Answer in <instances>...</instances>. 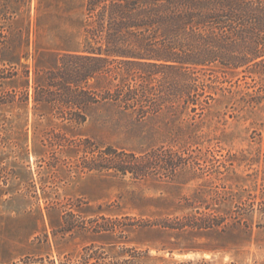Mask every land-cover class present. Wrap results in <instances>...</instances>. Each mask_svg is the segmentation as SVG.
<instances>
[{
  "label": "rangeland",
  "instance_id": "obj_1",
  "mask_svg": "<svg viewBox=\"0 0 264 264\" xmlns=\"http://www.w3.org/2000/svg\"><path fill=\"white\" fill-rule=\"evenodd\" d=\"M84 4L0 0V68L16 71L0 74V264H264V71L215 66L195 103L145 119L101 103L71 122L35 100L34 68L62 30L80 40ZM108 146L157 156L137 178L105 168ZM201 215L218 224L160 226Z\"/></svg>",
  "mask_w": 264,
  "mask_h": 264
},
{
  "label": "trees",
  "instance_id": "obj_2",
  "mask_svg": "<svg viewBox=\"0 0 264 264\" xmlns=\"http://www.w3.org/2000/svg\"><path fill=\"white\" fill-rule=\"evenodd\" d=\"M84 7V17L73 20L80 40L62 30L53 62L34 68L35 100L56 106L71 122L84 123L88 108L101 103L137 119L177 108L181 100L195 103L199 73L215 66L264 71V0H85ZM11 70L0 68V74L12 77ZM156 152L140 157L108 146L102 162L140 178L150 172ZM218 221L185 216L160 226L211 227Z\"/></svg>",
  "mask_w": 264,
  "mask_h": 264
},
{
  "label": "bare ground",
  "instance_id": "obj_3",
  "mask_svg": "<svg viewBox=\"0 0 264 264\" xmlns=\"http://www.w3.org/2000/svg\"><path fill=\"white\" fill-rule=\"evenodd\" d=\"M28 264H44V263H28Z\"/></svg>",
  "mask_w": 264,
  "mask_h": 264
}]
</instances>
